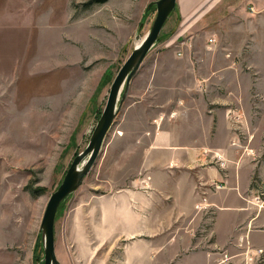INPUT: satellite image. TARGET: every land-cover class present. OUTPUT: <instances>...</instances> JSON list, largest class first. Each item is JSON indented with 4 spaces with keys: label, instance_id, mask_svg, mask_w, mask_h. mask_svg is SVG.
<instances>
[{
    "label": "rangeland",
    "instance_id": "374dc122",
    "mask_svg": "<svg viewBox=\"0 0 264 264\" xmlns=\"http://www.w3.org/2000/svg\"><path fill=\"white\" fill-rule=\"evenodd\" d=\"M154 1L0 0V264H44L40 225L48 201L74 157L87 147L115 76L151 30L156 7L145 12ZM184 28H190L196 50L210 39L230 49L234 65L249 82L244 108L250 115L248 131L254 132L247 140L264 143V0H178L131 82L95 166L60 207L55 239L61 264L101 261L97 256L82 261L73 254L71 242L84 230L76 229L74 207L111 196L141 176L145 106L132 123L125 122L128 128L123 123L144 91L150 63L164 46L178 44L179 39L171 41ZM216 63L221 64L219 56ZM229 114L240 122L235 110ZM254 184L263 187L257 175ZM263 191L255 202L258 196L264 199ZM208 213L214 220L219 215L217 210ZM234 229L233 242L228 241L232 246L218 245L217 264H264L259 239H249L242 226Z\"/></svg>",
    "mask_w": 264,
    "mask_h": 264
},
{
    "label": "crops",
    "instance_id": "0c3cea01",
    "mask_svg": "<svg viewBox=\"0 0 264 264\" xmlns=\"http://www.w3.org/2000/svg\"><path fill=\"white\" fill-rule=\"evenodd\" d=\"M189 30L150 63L144 91L123 123L128 128L145 106L141 176L111 196L74 207L76 229L84 230L71 244L82 261L97 256L99 264H217L218 245L233 242L234 225L264 246V199L254 201L264 190V143L247 140L254 132L244 108L249 82L230 49L211 42L196 50ZM255 175L263 187L254 184ZM211 210L219 212L215 220ZM200 229L205 233L196 234Z\"/></svg>",
    "mask_w": 264,
    "mask_h": 264
},
{
    "label": "water",
    "instance_id": "95a60500",
    "mask_svg": "<svg viewBox=\"0 0 264 264\" xmlns=\"http://www.w3.org/2000/svg\"><path fill=\"white\" fill-rule=\"evenodd\" d=\"M177 4L178 0H157L147 7L146 14L152 7H156L157 10L151 30L141 43L135 46L115 76L110 86L105 108L92 131L87 147L74 157L62 182L48 201L40 225L44 264H61L56 253L55 239V223L59 207L80 188L95 166L108 134L122 110L131 82L138 74L146 57L157 44L166 22L177 8Z\"/></svg>",
    "mask_w": 264,
    "mask_h": 264
},
{
    "label": "trees",
    "instance_id": "16d2710c",
    "mask_svg": "<svg viewBox=\"0 0 264 264\" xmlns=\"http://www.w3.org/2000/svg\"><path fill=\"white\" fill-rule=\"evenodd\" d=\"M107 0H98V2L100 3H105ZM173 14V13H172ZM104 83V82H103ZM61 207V206H60ZM60 210V209H59ZM58 210V212H59ZM57 218V217H56ZM39 250H40V253L42 254V250L40 249V245H39ZM38 259L41 260L42 258L40 257V254H38Z\"/></svg>",
    "mask_w": 264,
    "mask_h": 264
},
{
    "label": "built area",
    "instance_id": "2783aa9c",
    "mask_svg": "<svg viewBox=\"0 0 264 264\" xmlns=\"http://www.w3.org/2000/svg\"><path fill=\"white\" fill-rule=\"evenodd\" d=\"M214 40H212V39H210V42H213ZM262 201V198L260 197V196H258L257 198H256V202L257 203H260ZM261 252V251H260Z\"/></svg>",
    "mask_w": 264,
    "mask_h": 264
},
{
    "label": "bare ground",
    "instance_id": "6f19581e",
    "mask_svg": "<svg viewBox=\"0 0 264 264\" xmlns=\"http://www.w3.org/2000/svg\"><path fill=\"white\" fill-rule=\"evenodd\" d=\"M139 44H140V43H138L136 46H138ZM146 58H147V57H146ZM143 63H144V62H143ZM142 65H143V64H142ZM141 67H142V66H141ZM119 115H120V114H119ZM82 184H83V183H82ZM81 186H82V185H81ZM81 186H80V187H81ZM78 190H79V189H78ZM78 190H77V191H78ZM77 191H76V192H77ZM76 192H75V193H76ZM72 195H73V194H72ZM66 200H67V199H66ZM66 200H65V201H66ZM65 201H64V202H65ZM64 202H63V203H64ZM63 203H62V204H63ZM62 204H61V205H62ZM61 205H60V206H61ZM59 209H60V207H59Z\"/></svg>",
    "mask_w": 264,
    "mask_h": 264
}]
</instances>
